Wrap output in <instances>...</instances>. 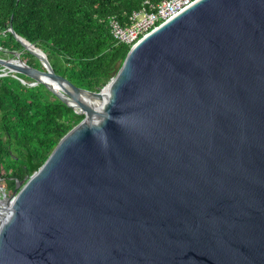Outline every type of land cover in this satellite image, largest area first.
<instances>
[{
	"label": "water",
	"instance_id": "1",
	"mask_svg": "<svg viewBox=\"0 0 264 264\" xmlns=\"http://www.w3.org/2000/svg\"><path fill=\"white\" fill-rule=\"evenodd\" d=\"M0 67L84 115L1 192L0 264H264V0L194 1L98 92Z\"/></svg>",
	"mask_w": 264,
	"mask_h": 264
},
{
	"label": "trees",
	"instance_id": "2",
	"mask_svg": "<svg viewBox=\"0 0 264 264\" xmlns=\"http://www.w3.org/2000/svg\"><path fill=\"white\" fill-rule=\"evenodd\" d=\"M161 1L0 0V58L49 69L78 88L98 92L116 77L131 46L113 38L111 19L128 26L133 13L152 11ZM83 118L30 76H0V187L6 194L16 180L35 173Z\"/></svg>",
	"mask_w": 264,
	"mask_h": 264
},
{
	"label": "built area",
	"instance_id": "3",
	"mask_svg": "<svg viewBox=\"0 0 264 264\" xmlns=\"http://www.w3.org/2000/svg\"><path fill=\"white\" fill-rule=\"evenodd\" d=\"M194 1L196 0H163L152 11L142 10L133 13L130 24L125 27L111 19V34L117 42L133 45L142 36L175 16Z\"/></svg>",
	"mask_w": 264,
	"mask_h": 264
},
{
	"label": "rangeland",
	"instance_id": "4",
	"mask_svg": "<svg viewBox=\"0 0 264 264\" xmlns=\"http://www.w3.org/2000/svg\"><path fill=\"white\" fill-rule=\"evenodd\" d=\"M13 59V58H12ZM4 70L0 69V73H3ZM34 84V83H33ZM1 192H5L4 188L0 187V195H1ZM6 193V192H5ZM8 195V194H7ZM11 195V194H10ZM8 195V196H10Z\"/></svg>",
	"mask_w": 264,
	"mask_h": 264
}]
</instances>
